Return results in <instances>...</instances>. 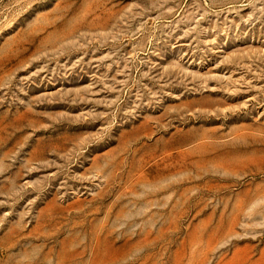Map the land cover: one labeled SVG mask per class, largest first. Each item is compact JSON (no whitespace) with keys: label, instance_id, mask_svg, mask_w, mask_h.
<instances>
[{"label":"rangeland","instance_id":"374dc122","mask_svg":"<svg viewBox=\"0 0 264 264\" xmlns=\"http://www.w3.org/2000/svg\"><path fill=\"white\" fill-rule=\"evenodd\" d=\"M0 264H264V0H0Z\"/></svg>","mask_w":264,"mask_h":264}]
</instances>
